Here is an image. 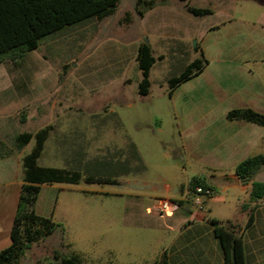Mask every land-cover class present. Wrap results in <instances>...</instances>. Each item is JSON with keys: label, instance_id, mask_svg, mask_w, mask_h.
<instances>
[{"label": "rangeland", "instance_id": "374dc122", "mask_svg": "<svg viewBox=\"0 0 264 264\" xmlns=\"http://www.w3.org/2000/svg\"><path fill=\"white\" fill-rule=\"evenodd\" d=\"M154 1L155 5L167 1L180 8L182 0ZM188 5L227 10L248 19L264 10V0H189ZM138 10L147 11L143 5ZM220 18L216 13L206 16L204 22ZM154 26L153 13L140 21L136 0H118L113 14L103 21L66 27L41 39L39 48L18 65L0 64L7 85L26 82V74L37 72L27 80L30 88L41 92L48 82L46 87L51 90L28 112V121L21 123L20 113L3 119L0 140L10 145L15 135L35 133L49 123L52 129L37 166L77 170L82 176L74 185L42 186L34 209L39 216L50 218L56 228L31 246L25 264H59L53 259L54 251L66 257L75 255L82 264H154L172 233L168 231L170 217L160 216L153 206L159 199L180 196V190L192 195L188 183L194 177H220L187 155V133L167 84L200 57L196 40H159ZM141 43L150 45L155 58L147 96L137 92L141 73L136 54ZM53 103L55 110H48ZM34 145L32 138L12 161L17 163L18 181L20 159ZM87 175L116 182L87 183L83 179ZM253 180L264 182V167ZM218 183L216 198L204 211H211L209 217L242 220L235 203H243L246 197L222 192ZM14 198L10 199L12 205Z\"/></svg>", "mask_w": 264, "mask_h": 264}, {"label": "crops", "instance_id": "0c3cea01", "mask_svg": "<svg viewBox=\"0 0 264 264\" xmlns=\"http://www.w3.org/2000/svg\"><path fill=\"white\" fill-rule=\"evenodd\" d=\"M185 4H189V0H182L180 8L167 1L159 3L144 11L140 21L153 13L156 39L185 43L196 40L199 55L207 61L204 69L176 87L171 97L178 101L175 106L181 112V125L187 133V155L220 177L212 180L202 177L211 186L212 195L202 197L201 210L194 204L192 192L188 196L180 190V196L171 198L170 201L179 204L169 216L171 226L168 231L172 236L164 250L169 264H223L222 251L209 220L245 224L249 210L241 206L248 204L250 184L240 183L234 169L244 159L264 153L263 127L226 118L227 113L235 109H250L264 115V10H258L253 19L227 10H212L209 16L220 13L221 18L206 23V17L187 14ZM36 75L37 72L26 74V82H10L9 85L3 81L7 78L0 75V127L3 119H12L9 117L13 114L14 118L19 117L20 112H24V122L28 121V112H33L34 106L50 94L51 90L46 87L48 82L43 84L41 92L30 88L27 80ZM55 107L53 103L47 109L54 111ZM42 116L45 117L44 112ZM21 119L20 115V122ZM46 126L49 123L43 125ZM16 154L0 160V251L11 244L10 230L19 196L16 194L21 186L17 163L12 162ZM216 181L221 182L218 185L222 192L233 191L237 196L246 197L243 203H235L242 220L209 217L211 211L209 214L204 211L206 204L216 198ZM169 189L167 187L166 192L169 193ZM12 196H15L13 205L10 202ZM253 216V223L242 233L245 260L246 264H264V200L257 204ZM32 249L25 252L20 264H25L26 255Z\"/></svg>", "mask_w": 264, "mask_h": 264}, {"label": "trees", "instance_id": "16d2710c", "mask_svg": "<svg viewBox=\"0 0 264 264\" xmlns=\"http://www.w3.org/2000/svg\"><path fill=\"white\" fill-rule=\"evenodd\" d=\"M117 4L118 0H0V64L9 61L12 65H18L27 53L39 48L41 39L89 20L100 22L113 14ZM141 5L145 10H150L155 6V1L136 0V12L140 17L144 13L138 10ZM184 9L187 14L196 18L212 14L209 8H195L188 4L184 5ZM136 62L141 73L137 92L140 96H147L150 89L149 73L155 63L149 45L141 43L138 46ZM206 64L207 61L200 55L188 63L178 76L169 78L167 84L170 95L180 84L197 76ZM23 113L20 112L21 123L25 121ZM226 118L250 122L264 128V115L250 109L231 110ZM51 129V126H46L35 133H19L11 139L10 145L0 140V160L19 152L32 138L35 140L31 152L20 159L21 186L10 230L11 244L0 251V264H20L32 245L46 239L55 230L56 224L50 218L39 216L34 209L41 186L54 183L74 185L82 179L77 170L37 166ZM263 166L264 153H260L244 159L234 169L240 183L250 184L248 204L241 206L242 209L249 210L245 224L240 226L230 221L209 220L222 251L223 264H246L242 233L253 223V211L264 200V182L253 180ZM83 179L87 183L116 182L114 178L92 175ZM196 187L212 191L202 177H194L188 183V190L193 194ZM53 259L59 264H82L77 256L66 257L58 251L53 252ZM154 264H169L166 250Z\"/></svg>", "mask_w": 264, "mask_h": 264}, {"label": "built area", "instance_id": "2783aa9c", "mask_svg": "<svg viewBox=\"0 0 264 264\" xmlns=\"http://www.w3.org/2000/svg\"><path fill=\"white\" fill-rule=\"evenodd\" d=\"M194 195L195 197L193 202L197 207H199V209H201L203 206L202 197L209 198L212 195V192L209 189L196 187ZM152 209L161 216H171L178 209V204L168 199H159Z\"/></svg>", "mask_w": 264, "mask_h": 264}]
</instances>
